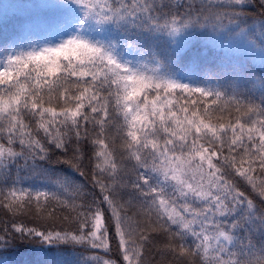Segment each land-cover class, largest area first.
Listing matches in <instances>:
<instances>
[{
	"label": "snow or ice",
	"instance_id": "snow-or-ice-1",
	"mask_svg": "<svg viewBox=\"0 0 264 264\" xmlns=\"http://www.w3.org/2000/svg\"><path fill=\"white\" fill-rule=\"evenodd\" d=\"M0 53V264H264V0H28Z\"/></svg>",
	"mask_w": 264,
	"mask_h": 264
},
{
	"label": "trees",
	"instance_id": "trees-1",
	"mask_svg": "<svg viewBox=\"0 0 264 264\" xmlns=\"http://www.w3.org/2000/svg\"><path fill=\"white\" fill-rule=\"evenodd\" d=\"M28 2V0H0V7H3V6H8V5H11V4H18V3H26ZM11 15V13H10ZM15 23V20L12 21V24ZM11 27V25H10ZM257 35H259V33H257ZM209 55H213V54H218V55H223L224 54V50L221 49V48H216L213 50V52H210L208 53ZM0 55H2V53H0ZM224 83V82H222ZM39 183V182H37Z\"/></svg>",
	"mask_w": 264,
	"mask_h": 264
}]
</instances>
